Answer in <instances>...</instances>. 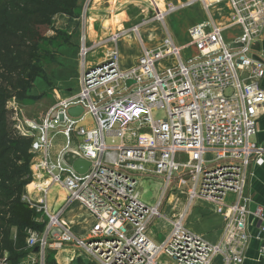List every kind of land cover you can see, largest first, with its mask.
<instances>
[{"label": "built area", "instance_id": "2783aa9c", "mask_svg": "<svg viewBox=\"0 0 264 264\" xmlns=\"http://www.w3.org/2000/svg\"><path fill=\"white\" fill-rule=\"evenodd\" d=\"M224 2L241 29L238 37L227 40L224 28L210 19L189 29L186 45H176L165 26L168 15L196 4L209 11ZM155 20L163 24L166 38L158 48H142L132 68L122 69L118 49L129 31L91 46L84 36L77 91L52 105L41 122L15 110L17 130L33 138L30 185L38 199H23L35 210L36 221L45 224L26 240L33 255L67 247L95 264H159L162 257L173 264L217 259L244 264L253 239L250 219L264 236V207H253L245 196L252 168L264 165V145L256 140L264 107V55L255 48L264 41V0H188L170 4ZM138 29L130 32L139 34ZM97 50H104L102 61L88 63ZM167 59L173 63L159 68ZM77 107L83 113L71 116L70 109ZM70 159L90 166L79 173ZM148 180L160 181L154 204L140 193ZM55 187L66 198L51 209ZM174 193L185 204L169 219L161 208ZM196 202L224 219L216 244L186 226ZM75 204L93 219L85 237L63 219ZM157 218L171 227L160 245L150 236ZM258 254L264 264V238ZM0 264L12 263L4 256Z\"/></svg>", "mask_w": 264, "mask_h": 264}, {"label": "rangeland", "instance_id": "374dc122", "mask_svg": "<svg viewBox=\"0 0 264 264\" xmlns=\"http://www.w3.org/2000/svg\"><path fill=\"white\" fill-rule=\"evenodd\" d=\"M150 1L153 7L149 9V15L154 16V14L158 12V9L156 7L157 4L155 0ZM165 1L168 3L167 4L165 2L167 8L173 0ZM183 1L186 0H182L181 2ZM86 2L87 0H77V3H81V8H78L77 11L74 12L73 16L60 15L55 17L53 19L51 29L45 32V38L40 47V52L43 59L42 75L32 84V87L28 92V98L26 100L19 102L13 100L11 103V107L14 108L19 114H23L25 119L28 121L41 122L46 111L52 105H54L57 101L66 98L68 95L75 93L79 87L81 72L79 63L82 38L86 35L87 37H89L85 29V14L83 11ZM197 9L198 7H194V9L192 10H186L174 14V16L170 18L169 28L177 46L182 47L188 43V29H186V26L192 22L194 23V21L199 16L197 14ZM218 10L222 11L221 16H225L228 9L225 5L211 9L212 18L217 23H220L221 16L218 13ZM190 11H196L197 13H190ZM126 14L130 19V22H128L130 24H138L143 19V12L139 5H131V7H128ZM195 23L198 24L197 21H195ZM165 26H167V23H165ZM148 30H154L156 31V33H145V31ZM162 30L165 31L163 24L151 23L149 24L148 28L144 27L142 29L141 36L143 37V40L149 44L155 34H158L159 37H164L162 36ZM88 39L89 43L93 45L97 41H100L101 38ZM126 39L127 38L123 40V42L126 44L125 50L130 53L132 51V44ZM90 44H88V46H91ZM119 49L122 52V39L119 41ZM186 52L187 51L182 53L184 59L187 58V56L185 55ZM103 54L104 50H97L96 52H92L87 57V62L96 64L99 62V59L103 58ZM172 63V59H167L166 61L161 62V64L159 63L158 67L160 68L163 66H168ZM157 117H161V115H157ZM154 186V184L152 185L146 183L142 187H139L142 192L143 200L150 199V201L153 202L154 198L157 196V193L158 199L160 198V181H158V190H156L155 187V190L152 192L151 189L152 187L154 188ZM51 195L53 197H56L55 202H57V200H59L62 196L58 193H52ZM51 202L52 198L50 199V207H53V204ZM62 202H64V200ZM184 204L185 198L181 197L179 193H174V197L172 199H167L165 201L163 207L161 208V212L163 216H166L169 219H173L175 215L179 213V211H175L174 208L177 206V208L183 209ZM60 205L57 206V209ZM190 210L191 211L189 213L188 220L186 221V226H189V230L192 231L194 230V228L195 230L198 228L197 231L200 232L199 235L201 234L210 243L216 244L221 234L220 233L218 237H216V233H219L220 231L218 223L215 221L208 222L206 218L201 220L197 216L198 214H200L203 218L209 216V214L213 213L212 208L210 206L196 202L193 204ZM84 213H86L84 209L81 208L79 204H75L69 207L63 216L64 220H72L75 222L74 225H72V228L75 230V232H79V230H82L80 232V234H82L78 235L80 237L86 236L87 232L85 231V228L87 226L86 224L90 220L89 217H84ZM40 225L41 229H33L32 227L27 228V238L31 232H42L44 230L43 227L45 226V224L42 221ZM170 230V225H168L164 219L157 218L155 219L152 227H150V236L158 245H160L165 240ZM16 235L17 230L13 229V238H15ZM80 258L81 257L78 252L69 248L67 249V247H65L63 249H50L46 252V255L44 257L33 255L31 252H29L28 256L23 259L20 264H91L80 261ZM216 261H219V263H221L219 259H217ZM161 262L162 264H173V260L166 257H162Z\"/></svg>", "mask_w": 264, "mask_h": 264}, {"label": "trees", "instance_id": "16d2710c", "mask_svg": "<svg viewBox=\"0 0 264 264\" xmlns=\"http://www.w3.org/2000/svg\"><path fill=\"white\" fill-rule=\"evenodd\" d=\"M78 8L77 0H0V260L8 256L12 264L30 252L27 228L41 229V223L23 199L32 183L33 138L17 130L11 103L26 100L42 75L40 47L53 19Z\"/></svg>", "mask_w": 264, "mask_h": 264}, {"label": "crops", "instance_id": "0c3cea01", "mask_svg": "<svg viewBox=\"0 0 264 264\" xmlns=\"http://www.w3.org/2000/svg\"><path fill=\"white\" fill-rule=\"evenodd\" d=\"M155 1L157 4L156 7L158 9V12H156L154 14V16H150L149 15V9L153 7L150 0H135V1L134 0H89L88 1L87 0L83 11L85 14V16H84L85 29H86V32L89 36V37H87V35L85 36L87 38L88 44H90L88 41L89 40L88 38H92V39L93 38L94 39L101 38L100 41H102L104 39L109 38L110 36H112L115 33H120L123 31H129L127 34H125V35H123V37H121L122 43H123L122 52L119 49V42H118V49L120 52L122 69L127 70V69L132 68L137 63V61L141 55L142 48H144V47L149 48V49L158 48L163 44V42L166 38L163 30H162L163 34L162 33L161 34L164 37H159L158 34H155L154 37L151 39V42L149 44L146 43L143 40V37L141 36L142 35L141 34L142 29L144 27L148 28L149 24H151V23H155V24L158 23L155 20V16L158 15L159 13H162L165 10H167V8H166L167 2L165 0H155ZM181 1L182 0H173V1H171L172 2L171 4L174 3L176 5L179 3L187 2L188 0L183 1V2H181ZM78 5H79V8H81V3H78ZM131 5H139L142 12H143V19L138 24L137 23L136 24L128 23V22H130V19L128 18L127 14H126V11H127L128 7H131ZM223 5H225L227 7L228 11L226 12L225 16H223V15L221 16L222 11L218 10V13L220 14L221 18H220V23H217L212 18L211 9L218 8L219 6H223ZM194 7H198V9H197L198 13L196 11H194L199 15L197 17V19L195 20V21H197L198 24H205L207 21H210V19H212L216 22V24L218 26L224 28L225 36H226L227 40L231 41L232 39H234L240 35V33H241L240 27L233 23V11L231 10L229 4L227 2H224V4L222 3L220 5L212 7L209 11H206L201 4H196V5H193L191 7L186 8V9H183V10H180V11H177L175 13L168 15L165 18V22L167 23V28H168L172 38H173V35H172L170 28H169L170 18L172 16H174V14H177L179 12L186 11V10H192V9H194ZM194 12L190 11V13H194ZM195 21H194V23L192 22L186 26V29H188L187 30V36H188L189 29L195 25H198L195 23ZM143 23H146V24H143ZM134 27H139V29H138L139 34H136L134 32H130L131 29H133ZM148 32L156 33V31H154V30L145 31V33H148ZM125 38H127L126 40H128L132 44V51L130 53H128L125 50L126 44L123 42V40H125ZM173 40H174V38H173ZM98 42L99 41H97L96 43H98ZM255 48H256V51L260 55H264V41L259 42ZM101 61L102 60L99 59V62H101ZM261 85L264 89V78L261 81ZM256 140L259 144L264 145V107L261 110L260 115H259L258 135L256 137ZM251 171H252V175L249 177L247 188L245 191V196L251 199L253 207H256V206H263L264 207V165L261 167H253ZM146 183L155 185L154 188L152 187V189H151L152 192L155 190V187H156V190H158V181H155V180L143 181L141 183V187ZM52 193H58L62 196L59 200H57V202H55L56 197H53L51 195ZM140 193L142 196V192H140ZM51 194L49 196V207H50V199L52 198L51 203L53 204V207H50V208L51 209L52 208L57 209V206L60 205L63 200L65 202V198H66L65 193L62 189L55 187L52 189ZM26 196H27V198H37L38 199V196H36V193L34 192V188L32 185H29L27 187ZM157 198H158V193H157V196L154 198L155 202H156ZM154 200H153V202H154ZM145 201L149 204L155 203V202L154 203L151 202L150 199L145 200ZM64 202H62V204ZM52 204H51V206H52ZM190 211L188 212L187 220H188V216H189ZM201 211H202V209H201ZM197 216L201 220L206 218V220H208V222L209 221L217 222L218 227L220 229L219 233H216V237H218V235L221 233V230L224 226V219L215 213L209 214V216L204 217V218L200 214H198ZM84 217L90 218V220L86 224L87 226L85 228V231L87 232L92 226L93 219L89 215H87V213H84ZM64 221L71 228H72V225H74V223H75L72 220H69V221L64 220ZM188 225H190V224H188ZM248 226H249V230L253 236V239L251 240L250 247H249V250L247 253V259H246L244 264H263V263L259 262L258 251H259V247H260V241H261V239L264 238V236L259 233V230L257 228V223L255 221H253V219L249 220ZM188 228H189V226H188ZM197 230H198V228L196 230L194 228V230H192V231L199 234L200 232H198ZM73 231L75 232L74 229H73ZM81 231L82 230H79V232H75V233L77 235H79ZM84 261L86 263H91V264L93 263L92 261H90V262L86 261V260H84ZM216 262H214L213 264H221V263H219V261H216ZM93 264H95V263H93Z\"/></svg>", "mask_w": 264, "mask_h": 264}, {"label": "water", "instance_id": "95a60500", "mask_svg": "<svg viewBox=\"0 0 264 264\" xmlns=\"http://www.w3.org/2000/svg\"><path fill=\"white\" fill-rule=\"evenodd\" d=\"M69 113L71 116L76 117V116H79L83 113V109L81 107L72 108V109H70ZM69 165L73 166L75 171H77L79 173H85L88 170L90 163L83 161V160L70 159ZM38 251L39 250L36 249V252H38Z\"/></svg>", "mask_w": 264, "mask_h": 264}, {"label": "bare ground", "instance_id": "6f19581e", "mask_svg": "<svg viewBox=\"0 0 264 264\" xmlns=\"http://www.w3.org/2000/svg\"><path fill=\"white\" fill-rule=\"evenodd\" d=\"M32 188V187H31ZM159 264H162L161 259L159 260Z\"/></svg>", "mask_w": 264, "mask_h": 264}]
</instances>
